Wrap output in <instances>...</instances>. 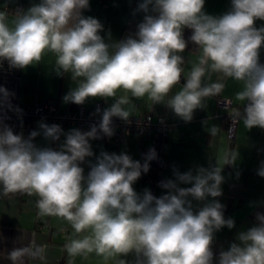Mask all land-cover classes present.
Listing matches in <instances>:
<instances>
[{
  "label": "clouds",
  "instance_id": "clouds-1",
  "mask_svg": "<svg viewBox=\"0 0 264 264\" xmlns=\"http://www.w3.org/2000/svg\"><path fill=\"white\" fill-rule=\"evenodd\" d=\"M89 0H40L26 10L9 15L0 10V59L17 68H26L55 54L58 72L71 73L79 83L65 101L83 104L89 98L120 96L103 112L100 129L111 135L114 116L128 118L123 105L133 98L147 97L160 103L182 78L189 40L202 49V56L184 79L182 88L167 100V106L185 121H191L205 98L218 95L222 83L203 84L206 66L214 72L243 82L236 99L245 102L244 125L264 129V0H230L228 11L220 15L205 12V0H141L138 11L143 19L134 35L108 42L101 35L103 25L85 16ZM45 128V135L59 139L57 125ZM87 133L73 130L59 150L37 147L32 140L0 127V195L26 193L36 195L41 217H60L69 222L76 237L64 245L71 257L93 253L108 260L121 257L119 264H213L214 230L233 227L225 220L218 202L193 211L188 197L201 201L221 195L220 169L199 174L185 173L178 180L190 187H178L173 181L159 197L145 189L134 188L141 165L127 154L102 152L87 177L80 166L93 155ZM213 135L217 129H210ZM264 176V169L259 173ZM259 223L238 236L219 253L218 264H264V215ZM83 234V235H81ZM38 246L33 256L42 254ZM28 253L17 249L10 253L15 262Z\"/></svg>",
  "mask_w": 264,
  "mask_h": 264
},
{
  "label": "crops",
  "instance_id": "crops-1",
  "mask_svg": "<svg viewBox=\"0 0 264 264\" xmlns=\"http://www.w3.org/2000/svg\"><path fill=\"white\" fill-rule=\"evenodd\" d=\"M39 2L40 0H0V10H6L11 16L16 14L12 10L16 6L26 10ZM140 2L141 0H89L90 7L84 10L83 14L101 22V35L106 41L118 42L136 32L137 24L142 21L144 15L138 11ZM229 8L230 0H205L204 10L208 14L220 15ZM256 26H264V21H256ZM183 35L185 40L189 41L185 51L180 53L184 57V72L181 81L173 87L169 96L162 102L155 103L147 95L137 99L128 94L129 103L122 107L129 115L162 114L165 121L171 125L166 141L160 149V156L166 163L164 177L167 182L173 181L178 187H190V184L179 182L178 176L189 172L197 175L200 169H204L205 173L220 169L221 195L208 196L201 201L187 198L192 203L193 211H198L206 204L218 202L222 205L224 219L233 221L232 228L225 225L213 232V264H218L219 253L228 250L233 243L239 244V234L256 226L259 223L258 216L264 215V176L259 174L264 169V129L245 127L243 115L238 120L233 135L229 136L225 117L231 112V107L220 106L218 100L231 101L232 108L244 106L245 102L236 99L237 92L242 90L243 82L214 72L207 66L202 83H222L220 93L205 98L202 101L203 107L194 111L191 121L178 117L167 106V100L182 88L184 79L202 56V49L189 40L191 30L185 29ZM260 62L264 64V48L260 50ZM78 83L79 79L73 80L71 73L57 71L54 53H45L39 62L22 68L18 99L21 104L27 106L52 100L60 109H66L73 102L65 101L64 97L76 88ZM123 95V90H118L116 97L89 98L80 105L91 108L95 102L104 101V107L108 109ZM51 126L53 125L48 127ZM57 126L60 128L59 139H53L45 135L42 124L37 125L34 144L40 148L59 150L73 130L81 133L90 131L77 129L70 124ZM212 127L217 129L215 135L210 131ZM151 143L150 137L131 133L120 143L118 155L127 154L141 164L139 148L149 147ZM89 144L93 155L86 157L80 165L84 169L85 177L100 154L108 152V143L105 141L94 137L89 138ZM148 176V173L142 172L133 185L138 193L142 194L147 189L159 197L169 191L152 182ZM37 199L36 195L29 196L26 193L0 195V264H119L121 257L105 260L95 252L69 256L64 245L76 237L74 230L63 218L41 217L36 207ZM35 246L44 247V252L33 256L32 250ZM17 249H28V253L14 262L10 253ZM126 259L132 264L134 256L129 255Z\"/></svg>",
  "mask_w": 264,
  "mask_h": 264
},
{
  "label": "built area",
  "instance_id": "built-area-1",
  "mask_svg": "<svg viewBox=\"0 0 264 264\" xmlns=\"http://www.w3.org/2000/svg\"><path fill=\"white\" fill-rule=\"evenodd\" d=\"M14 13L20 11V6L12 9ZM22 77V68L12 66L8 60L0 59V127L9 126L18 134L20 129H31L36 123L42 125H74L77 129L96 128L95 138L108 143V154L118 155L120 143L131 133L146 135L152 139L151 146L140 147L141 164L147 163L149 179L157 185L168 183L164 177L165 161L160 156V149L164 145L171 125L167 123L162 114L140 113L129 115L128 118L114 116L111 119V135L100 129L104 101L96 102L92 108L86 109L77 105L73 109H60L50 101L25 106L19 102V89ZM220 106L230 108L226 115V128L229 136L233 135L234 128L244 115L239 108H232L231 101L219 99ZM35 246L32 253L36 251ZM36 256V255H35Z\"/></svg>",
  "mask_w": 264,
  "mask_h": 264
},
{
  "label": "trees",
  "instance_id": "trees-1",
  "mask_svg": "<svg viewBox=\"0 0 264 264\" xmlns=\"http://www.w3.org/2000/svg\"><path fill=\"white\" fill-rule=\"evenodd\" d=\"M46 101H50V102H53V103H55L54 101H52V100H46ZM98 102V101H97ZM96 103V102H95ZM94 103V104H95ZM56 104V103H55ZM57 105V104H56ZM78 104H75V103H73L70 107H68V108H66V109H73V108H75L76 106H77ZM25 106H27V105H25ZM83 106V105H82ZM57 107H58V105H57ZM85 107V106H84ZM93 107V106H92ZM91 107V108H92ZM238 107H239V109H241V111H243L244 112V106H240V105H238ZM86 108V107H85ZM86 109H89V108H86ZM39 124H41V123H36L31 129H28V130H25V129H23V127L20 129V131L18 132V134H21L23 137H24V139H29L30 138V135H31V133L32 132H36V126L37 125H39ZM49 126V125H48ZM35 139V138H34ZM34 139L32 140V142L34 143ZM142 165V164H141ZM143 172V171H142ZM141 172V173H142ZM145 173H148L149 174V172H145Z\"/></svg>",
  "mask_w": 264,
  "mask_h": 264
}]
</instances>
